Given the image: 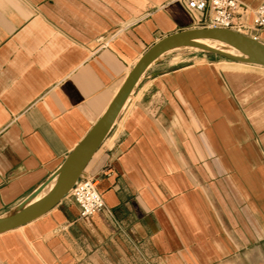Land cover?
Masks as SVG:
<instances>
[{"label":"crops","instance_id":"obj_1","mask_svg":"<svg viewBox=\"0 0 264 264\" xmlns=\"http://www.w3.org/2000/svg\"><path fill=\"white\" fill-rule=\"evenodd\" d=\"M195 27L178 0H0V217L52 177L151 45ZM246 34L264 42V28ZM85 172L107 210L81 218L67 194L0 233V264H264V67L164 54Z\"/></svg>","mask_w":264,"mask_h":264},{"label":"water","instance_id":"obj_2","mask_svg":"<svg viewBox=\"0 0 264 264\" xmlns=\"http://www.w3.org/2000/svg\"><path fill=\"white\" fill-rule=\"evenodd\" d=\"M208 42H218L221 46L213 47ZM180 48L198 49L233 61L264 67V42L235 30L195 27L162 37L141 55L103 115L77 143L52 177L13 211L0 217V233L38 218L70 192L79 178L85 175L88 164L108 136L146 70L164 54ZM229 49L235 50L238 55L230 53ZM51 183L49 191L38 197Z\"/></svg>","mask_w":264,"mask_h":264},{"label":"built area","instance_id":"obj_3","mask_svg":"<svg viewBox=\"0 0 264 264\" xmlns=\"http://www.w3.org/2000/svg\"><path fill=\"white\" fill-rule=\"evenodd\" d=\"M178 1L190 13L196 27L231 29L245 34L254 28H264V5L250 9L240 0ZM68 194L79 205L81 218L107 210L96 176L85 172Z\"/></svg>","mask_w":264,"mask_h":264},{"label":"bare ground","instance_id":"obj_4","mask_svg":"<svg viewBox=\"0 0 264 264\" xmlns=\"http://www.w3.org/2000/svg\"><path fill=\"white\" fill-rule=\"evenodd\" d=\"M210 45H212L213 47H219V46H217L216 44H214V43H218V42H208ZM229 52L230 53H233V54H237L238 55V53L235 51V50H233V49H229ZM139 60V59H138ZM137 60V61H138ZM118 92V91H117Z\"/></svg>","mask_w":264,"mask_h":264},{"label":"rangeland","instance_id":"obj_5","mask_svg":"<svg viewBox=\"0 0 264 264\" xmlns=\"http://www.w3.org/2000/svg\"><path fill=\"white\" fill-rule=\"evenodd\" d=\"M247 35H249V34H247ZM251 36V35H250ZM214 44H216L217 46H221L219 43H214Z\"/></svg>","mask_w":264,"mask_h":264}]
</instances>
